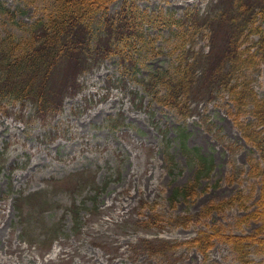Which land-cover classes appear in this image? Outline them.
I'll return each mask as SVG.
<instances>
[{
	"label": "rangeland",
	"instance_id": "1",
	"mask_svg": "<svg viewBox=\"0 0 264 264\" xmlns=\"http://www.w3.org/2000/svg\"><path fill=\"white\" fill-rule=\"evenodd\" d=\"M0 1L27 23L45 12L40 1ZM137 1L148 10L162 8L180 16L187 10L205 12L213 0ZM122 2L111 3L109 11L114 13ZM1 23L23 36L15 22L0 17ZM148 31L159 36L158 46L167 48V28ZM257 38L252 35L247 44ZM197 46L208 49V39L201 37ZM144 62L141 77L169 67L172 58L149 52ZM249 72L254 90L264 97V64ZM120 81L118 59L113 57L81 75V87L66 97L56 114L42 116L32 103L19 100L0 105V264H242L231 245L220 239L207 253L182 244L153 254L143 244V239L186 242L213 229L246 235L260 225L241 220L259 206L260 177L248 171L249 156L261 157L228 114L233 108L229 95L209 98L204 91L196 92L194 114L183 119L152 101L134 81ZM118 114L116 122L112 117ZM243 119L252 120L249 111ZM180 125L188 133V146L212 156L216 165L194 198L172 205L174 189L188 183L196 168L181 147ZM241 190L249 209L234 205L200 214L205 205ZM32 193L35 212L22 222L15 198ZM30 206L25 205V217ZM27 225L33 241L25 236ZM250 258L264 264V249L250 246Z\"/></svg>",
	"mask_w": 264,
	"mask_h": 264
},
{
	"label": "trees",
	"instance_id": "2",
	"mask_svg": "<svg viewBox=\"0 0 264 264\" xmlns=\"http://www.w3.org/2000/svg\"><path fill=\"white\" fill-rule=\"evenodd\" d=\"M23 1L43 2L45 12L27 23L19 19L18 11L0 1V17L5 22H15L24 33L19 37L6 23L0 24V105L19 100L23 104L32 103L36 113L42 116L56 114L62 110L66 97L81 87L80 76L113 57L118 59L120 83L134 81L152 101L174 109L183 119L194 114L192 103L196 92L204 91L209 98L224 92L229 95L233 108L228 114L244 140L261 157L258 160L254 155L249 156L248 171L250 176L260 177L259 206L241 220H257L260 225L246 235L213 229L200 232L186 242L153 243L143 239V244L153 254H165L182 244L197 246L207 253L214 240L220 239L231 245L242 264H254L250 246L257 244L264 249V97L254 90L249 71L259 70L264 64V0H213L205 12L187 10L180 16L162 8L148 10L137 0H123L114 13L109 11V6L116 0ZM151 27L168 29L166 49L158 46V35L149 33ZM252 35L258 38L247 44ZM201 37L208 39V49L197 46ZM149 52L171 56L172 64L141 77L139 67ZM246 111L252 120L243 119ZM121 115L112 119L117 122ZM181 126L178 128L181 147L188 162L196 168L188 183L174 189L170 196L172 205L180 199L194 198L216 165L212 156L204 155L196 146H188V133ZM171 164L175 165L173 155ZM35 195L15 198L22 222L35 212L36 207L31 203ZM247 198L242 190L238 191L229 199L205 205L200 214L234 205L247 210L250 208ZM26 204L31 205L28 217L24 216ZM42 208L39 204V211ZM30 228L27 225L24 233L33 241L29 237ZM52 230L58 233L56 226Z\"/></svg>",
	"mask_w": 264,
	"mask_h": 264
}]
</instances>
